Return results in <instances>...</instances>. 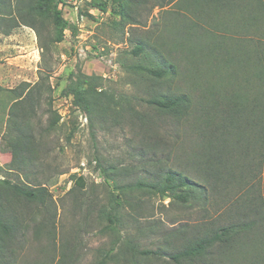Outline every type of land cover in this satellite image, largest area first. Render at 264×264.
I'll return each instance as SVG.
<instances>
[{
  "label": "rangeland",
  "instance_id": "rangeland-1",
  "mask_svg": "<svg viewBox=\"0 0 264 264\" xmlns=\"http://www.w3.org/2000/svg\"><path fill=\"white\" fill-rule=\"evenodd\" d=\"M90 1L58 4L69 22L61 42L48 44L54 32L50 14L45 25L38 26L41 33L27 25L9 35L0 31V178L19 185H46L58 210L55 250L48 235L36 233L44 217L36 207L23 220L29 226L22 229L25 247L15 250L16 264H98L102 259L105 264H133V260L175 264L170 253L180 237L174 233L185 225L197 229L203 211L171 202L172 198H162L143 185L155 182L152 176L165 163L176 167L177 162L180 166L185 162L176 141H171L175 135L164 123L167 118L148 99L160 93L188 91L195 96L198 92L187 87L183 74L159 79L136 64L158 67L166 59L167 64L174 60L169 47L174 34L179 35L182 18L184 24L190 15L192 2L135 0L143 5L135 7L131 17L122 18L110 8L97 10ZM140 41L146 51L134 55L132 50ZM77 77H86L85 85L90 80L96 85L91 113L74 106L72 95L65 93ZM24 82L39 84L29 97V113L21 124L38 145L18 166L11 164L14 155L9 146L21 137L19 130L8 128L14 103L10 90H26ZM57 114L60 118L52 125ZM186 134L189 147L198 137L190 129ZM73 174L84 177V188L75 186ZM137 181L140 187L128 191L132 198L123 203L127 185ZM114 206L119 210L115 222L110 220ZM219 213L212 211L209 218ZM189 264H264V255L223 259L214 249Z\"/></svg>",
  "mask_w": 264,
  "mask_h": 264
},
{
  "label": "trees",
  "instance_id": "trees-1",
  "mask_svg": "<svg viewBox=\"0 0 264 264\" xmlns=\"http://www.w3.org/2000/svg\"><path fill=\"white\" fill-rule=\"evenodd\" d=\"M65 0H0V31L9 35L20 25H27L41 33L50 14L54 32L49 43L61 42L69 22L58 7ZM163 4L162 0H159ZM190 15L185 16L179 35L173 37L169 50L174 60L156 67L136 64L137 68L155 78L185 75L188 88L198 93H160L148 99L149 104L167 118L164 123L173 132L184 164L164 165L146 182V189H154L162 198L185 208L198 206L203 220L197 229L185 225L178 229L180 237L175 251L170 253L175 264H189L206 257L216 249L219 258L236 260L238 255L256 258L264 255V0H186ZM90 5L106 12L109 8L122 18L132 16L135 7L143 5L135 0H91ZM39 26V27H38ZM43 47V45H41ZM144 42L136 43L132 53L146 51ZM162 48V47H160ZM164 48V46H163ZM168 53V51H166ZM176 58V62H175ZM180 68V69H179ZM86 77H77L67 86L74 106L91 113L96 85ZM16 87L8 128L20 131V139L9 145L18 166L26 163L38 143L21 126L29 113L31 93L39 84L24 82ZM16 109V111H15ZM94 113L97 109L94 106ZM27 113V114H26ZM57 114L52 121L55 125ZM138 119L146 126L147 122ZM188 125L197 140L188 147L184 138ZM178 165V166H177ZM98 167H102L99 163ZM107 173V169L102 167ZM75 186L85 187L83 176L73 174ZM141 181L127 185L123 203H129L132 191ZM118 197V196H116ZM121 203L116 201V205ZM38 208L43 219L35 227L50 238L52 252L56 242V202L43 184L13 183L0 178V264H16V252L25 247L22 229L29 224L23 220ZM19 210L18 214L14 211ZM220 212L210 219V212ZM111 221L119 220V210L110 211ZM21 219L20 222L17 219ZM186 236V237H185ZM17 245H20L16 248ZM215 252V251H214ZM149 253V251L143 252ZM54 260V253L50 255ZM133 260V259H132ZM98 264H105L102 259ZM133 264H136L133 260Z\"/></svg>",
  "mask_w": 264,
  "mask_h": 264
}]
</instances>
